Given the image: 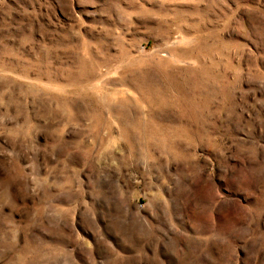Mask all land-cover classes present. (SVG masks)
I'll list each match as a JSON object with an SVG mask.
<instances>
[{
  "label": "rangeland",
  "instance_id": "374dc122",
  "mask_svg": "<svg viewBox=\"0 0 264 264\" xmlns=\"http://www.w3.org/2000/svg\"><path fill=\"white\" fill-rule=\"evenodd\" d=\"M0 264H264V0H0Z\"/></svg>",
  "mask_w": 264,
  "mask_h": 264
}]
</instances>
